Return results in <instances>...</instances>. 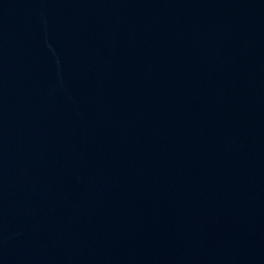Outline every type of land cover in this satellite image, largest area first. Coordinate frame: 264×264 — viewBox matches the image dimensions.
Here are the masks:
<instances>
[{"label":"water","instance_id":"95a60500","mask_svg":"<svg viewBox=\"0 0 264 264\" xmlns=\"http://www.w3.org/2000/svg\"><path fill=\"white\" fill-rule=\"evenodd\" d=\"M0 264H264V0H0Z\"/></svg>","mask_w":264,"mask_h":264}]
</instances>
